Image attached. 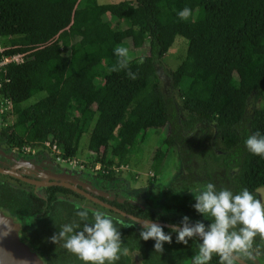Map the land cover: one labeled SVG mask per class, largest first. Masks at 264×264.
<instances>
[{"label": "trees", "instance_id": "1", "mask_svg": "<svg viewBox=\"0 0 264 264\" xmlns=\"http://www.w3.org/2000/svg\"><path fill=\"white\" fill-rule=\"evenodd\" d=\"M185 7L192 12L186 21L177 15ZM76 8L81 9L78 15ZM105 14L126 25L105 34ZM176 36L185 39L187 48L182 62L167 70L175 102L164 93L156 64ZM0 37L9 38L2 55H21L0 71V96L11 101L15 115L11 128L0 131L6 145L49 142L63 158L73 157L93 120L88 149L103 165L99 171L109 184L115 179L113 166L131 158L142 134L168 126L151 168L160 170L176 146L181 172L168 186L151 185L134 197L202 221L206 228L214 221L193 208L189 190L210 182L233 194L246 188L257 199L255 190L264 186V156L251 153L245 141L257 132L264 136V105H256L264 94V0H0ZM124 43L148 47L130 64L135 80L125 70L111 71L118 59L114 49ZM141 57L143 64L138 63ZM37 93L43 96L22 105ZM66 191L52 185L44 198L0 181V212L6 210L19 224V239L44 264H84L63 242L49 239L62 224H82L76 213L83 207L57 198ZM111 203L137 217H155L127 200ZM107 211L129 249L114 264H135V256L137 264H192L199 251L202 241L177 243L172 233L164 252H155L154 240L140 238V224L124 227L134 222ZM254 249L255 255L264 254V239L255 237ZM209 264H220L219 256L213 254Z\"/></svg>", "mask_w": 264, "mask_h": 264}, {"label": "clouds", "instance_id": "2", "mask_svg": "<svg viewBox=\"0 0 264 264\" xmlns=\"http://www.w3.org/2000/svg\"><path fill=\"white\" fill-rule=\"evenodd\" d=\"M181 20H188L191 9L185 7L177 13ZM117 62L111 71H127L130 79H137V73L130 70L133 56L129 49L117 46L114 49ZM144 63L143 57L138 60ZM245 145L247 149L258 156H264V136L257 132L249 136ZM194 194L196 203L193 208L205 219H213L207 226L202 221L193 223L185 215L179 224H172L170 232L165 233L163 227L149 219L136 220L131 227L140 224V238L144 241L154 240L155 252L163 253L164 244L172 243V233L176 234V242L188 244L190 239H199V251L192 257V264H209L213 254L220 258V264H239L243 258H255L254 239L259 236L264 239V202L254 198L248 189L233 194L228 189L217 190L213 183H206L189 190ZM87 208L77 210L81 223L62 224L59 231L50 237L55 244L74 253L84 264H114L121 256H127L129 249L124 247L121 233L113 220L105 213L96 211L89 222ZM56 223V222H55ZM5 232L4 235H8Z\"/></svg>", "mask_w": 264, "mask_h": 264}, {"label": "rangeland", "instance_id": "3", "mask_svg": "<svg viewBox=\"0 0 264 264\" xmlns=\"http://www.w3.org/2000/svg\"><path fill=\"white\" fill-rule=\"evenodd\" d=\"M98 3H116L121 0H97ZM81 13L80 8H76L75 15ZM105 25L104 33L108 34L114 27H123L126 25L124 20L111 14L104 15ZM9 46L8 37H0V71L3 70L4 64L7 63L6 59H12L20 61L21 56L15 55L14 58L10 56L2 55L5 48ZM123 47L129 49V54L133 58L140 57L147 54L148 47L131 48L127 44H121ZM187 44L185 39L180 36H176L175 40L170 47L169 51L163 56L162 62L156 64V68L161 79V85L166 95L172 96L174 101V92L169 86V77L167 75L168 69H175L185 58ZM18 57V58H17ZM9 61V60H8ZM94 74L89 72V76ZM43 96V93H37L28 100L22 103L23 106L29 105L32 102ZM176 97V96H175ZM176 102V101H175ZM258 107L264 105V94L256 103ZM73 113V112H72ZM15 120V115L12 110V106L4 104V99L0 96V131L2 129L9 130ZM93 127V120L88 121L82 137L79 142L78 150L75 156L71 157L70 161L57 162L55 151L51 150L45 144H33L25 147L14 148L6 145L0 141V167L15 170L16 172L24 175L30 179L35 180H65L63 175L74 182L79 183L85 187L89 192L102 196L108 200L118 199L123 200L124 196H130L142 191L143 188L151 185H163L168 186L171 181L181 172V163L178 158L176 146L173 147L167 154L163 166L160 170H154L151 168V163L156 152V149L162 145L164 138L168 132V126L160 129H149L138 139V144L135 153L128 160H120L119 163H124L125 167L121 170L114 172V181L109 183L105 188H100L99 184L103 183L104 177L102 170L95 169V165L99 162H95V154L88 149V140L91 129ZM38 158V161L34 159ZM73 160V161H72ZM33 163L32 167H26L24 164ZM101 164V163H100ZM53 167H59V172H56ZM101 168L103 165L101 164ZM12 176L0 172V181H7L11 185L24 188L28 191H33L39 195H45V186L32 184L27 181L11 178ZM90 178V182L84 178ZM92 180L96 181L97 185L92 183ZM112 183H117L119 189L111 190L109 187ZM117 191V192H116ZM255 193L257 199H261L264 202V186H259ZM193 194V193H192ZM194 195V194H193ZM59 197H67L78 205L90 208L92 210L103 211L109 213L106 207L98 203H94L89 199L81 197H72L68 194L59 193ZM138 206H140L138 204ZM156 207V206H155ZM158 209L145 208L155 213L154 221H160L156 217L163 216L166 219H170L172 224H179L184 217L181 213L166 209L164 207H156ZM120 215V214H119ZM121 216V215H120ZM123 217V216H121ZM126 221H132L129 218L123 217ZM122 219V218H121ZM193 223L196 221L191 220ZM134 222V221H133ZM166 222V221H165ZM167 222V223H170Z\"/></svg>", "mask_w": 264, "mask_h": 264}, {"label": "water", "instance_id": "4", "mask_svg": "<svg viewBox=\"0 0 264 264\" xmlns=\"http://www.w3.org/2000/svg\"><path fill=\"white\" fill-rule=\"evenodd\" d=\"M26 167H32L33 163H26L24 164ZM0 172L4 174H8L10 176L16 177L20 180L27 181L32 184L37 185H50V184H57V185H65L64 182H48V181H42V180H35L30 179L27 177H24L20 173L16 172L15 170H9L5 168L0 167ZM63 178L66 179L67 176L63 175ZM63 181V180H62ZM79 192L85 194L88 198L98 202L102 206H105L118 214H120L123 217L129 218L132 221L145 219L142 217H137L133 214L127 213L120 208H117L113 205L107 204L97 198H94L86 193L84 191ZM123 200H127L135 205H140L142 208H152L155 206H150L147 204L144 200L138 199L134 197L133 195L130 196H124ZM122 200V201H123ZM151 222L157 223L162 226L170 227L172 224L166 223V222H160V221H154L149 219ZM18 230H19V224L15 222L8 214L6 210L0 212V264H42V260L36 255L35 252L31 251L28 246L22 242L18 237ZM5 232H9L8 235H4ZM242 264H247L243 260L240 261Z\"/></svg>", "mask_w": 264, "mask_h": 264}, {"label": "flooded vegetation", "instance_id": "5", "mask_svg": "<svg viewBox=\"0 0 264 264\" xmlns=\"http://www.w3.org/2000/svg\"><path fill=\"white\" fill-rule=\"evenodd\" d=\"M35 161H38L39 159L38 158H35L34 159ZM53 169L56 171V172H59L60 170H59V167H53ZM24 176V175H23ZM24 177H26V176H24ZM16 178V177H15ZM28 178V177H27ZM18 179V178H17ZM86 181H89L90 182V178H84ZM43 181V180H42ZM45 181H48V182H64L65 184H67L68 186H65V185H57V184H50V185H43V186H45V189L47 188V187H49V186H52V185H56V186H61V187H63V188H65V189H67V191L65 192V193H63V194H68V195H70V196H72V197H81V198H85V199H89L90 201H92V202H94V203H98V202H96V201H94V200H92V199H90V198H88L85 194H83V193H81V192H79L78 190H80V191H84V193H86V194H88V195H90V196H92V197H94V198H97V199H99V200H101V201H103V202H105V203H107V204H110V205H113L111 202H114V201H120V200H118V199H113V200H108V199H106V198H104V197H102V196H99V195H96V194H93L92 192H89L85 187H83L81 184H79L78 182L77 183H74V182H72V181H70L68 178H66L65 180H45ZM91 183V182H90ZM92 183L94 184V185H97L96 184V181L95 180H92ZM117 184V183H116ZM108 186V184H105L104 182L103 183H100L99 184V187L100 188H103V187H107ZM109 189H111V190H117V189H119V186H117V187H113V186H110L109 187ZM117 192V191H116ZM42 197H46V194L45 195H41ZM57 198H59V199H66V200H68V201H70V202H72V203H74L72 200H70L69 198H67V197H59V193H57ZM121 202V201H120ZM74 204H76V203H74ZM99 204V203H98ZM77 206H80V207H83V208H87V207H84V206H82V205H78V204H76ZM101 205V204H100ZM113 206H115V205H113ZM103 207H105V206H103ZM116 207V206H115ZM107 208V207H106ZM118 208V207H117ZM87 209H90V208H87ZM90 210H92V209H90ZM107 210H111V209H109V208H107ZM93 211H99V210H93ZM113 211V210H112ZM100 212H103V211H100ZM115 212V211H114ZM156 219H159L158 217H156L155 218V220ZM161 220V219H160ZM167 220H170V219H167ZM162 222H165V221H162ZM167 223V222H166ZM169 224H172V223H169ZM167 227V226H166ZM170 228V227H169ZM29 249H30V247H29ZM31 250V249H30ZM37 255V254H36ZM38 256V255H37ZM40 258V257H39ZM41 259V258H40ZM42 260V259H41ZM137 260H138V258H137V256H135L134 257V262H135V264H137ZM244 262H246L247 264H264V254H258V255H255V258L253 259V260H248L247 258H243L242 259ZM42 264H44V262H43V260H42ZM138 264H140V263H138ZM239 264H242V263H240L239 262Z\"/></svg>", "mask_w": 264, "mask_h": 264}, {"label": "built area", "instance_id": "6", "mask_svg": "<svg viewBox=\"0 0 264 264\" xmlns=\"http://www.w3.org/2000/svg\"><path fill=\"white\" fill-rule=\"evenodd\" d=\"M18 56L20 55V54H17ZM15 56V55H14ZM21 56V55H20ZM10 57H12V58H14L13 56H10ZM18 58V57H17ZM8 60L10 61V60H12V59H6V61L8 62ZM4 104H8V105H10V106H12V103H11V101L10 100H8V99H4ZM44 144L47 146V147H49L51 150H53V151H55V153H56V160H57V162H67V161H70V159H71V157H68V158H63L61 155H60V150L58 149V147L55 145V144H50L49 142H44ZM25 147V146H24ZM73 161V160H72ZM125 167V164L124 163H119L118 165H114L113 166V169L115 170V171H118V170H121V169H123ZM95 169H101V164L100 163H98L97 165H95Z\"/></svg>", "mask_w": 264, "mask_h": 264}]
</instances>
